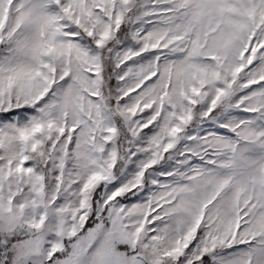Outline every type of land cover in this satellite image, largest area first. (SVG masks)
Here are the masks:
<instances>
[{"label": "snow or ice", "instance_id": "snow-or-ice-1", "mask_svg": "<svg viewBox=\"0 0 264 264\" xmlns=\"http://www.w3.org/2000/svg\"><path fill=\"white\" fill-rule=\"evenodd\" d=\"M0 264H264V0H0Z\"/></svg>", "mask_w": 264, "mask_h": 264}]
</instances>
